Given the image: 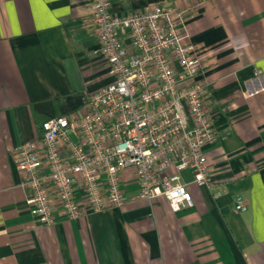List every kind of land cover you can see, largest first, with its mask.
<instances>
[{"label":"crops","instance_id":"1","mask_svg":"<svg viewBox=\"0 0 264 264\" xmlns=\"http://www.w3.org/2000/svg\"><path fill=\"white\" fill-rule=\"evenodd\" d=\"M91 4L0 0V264H264V0H113L118 16L194 9L187 35L206 66L218 137L205 148L213 185L181 174L193 208L137 199L128 170L120 208L49 227L31 215L17 151L112 81Z\"/></svg>","mask_w":264,"mask_h":264},{"label":"built area","instance_id":"2","mask_svg":"<svg viewBox=\"0 0 264 264\" xmlns=\"http://www.w3.org/2000/svg\"><path fill=\"white\" fill-rule=\"evenodd\" d=\"M112 8L113 0H92L112 81L87 95L83 111L45 121L41 138L17 151L26 204L42 226L122 207L128 170L137 199L162 197L174 213L194 207L183 172L199 186L213 185L205 148L218 137L217 111L202 53L187 35L194 9L159 4L118 16ZM235 209H246L242 198Z\"/></svg>","mask_w":264,"mask_h":264}]
</instances>
